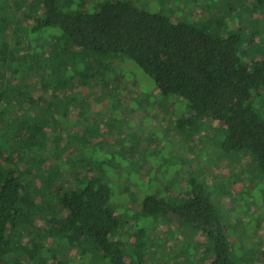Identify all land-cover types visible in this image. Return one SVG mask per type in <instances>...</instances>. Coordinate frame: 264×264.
<instances>
[{
    "label": "trees",
    "instance_id": "trees-1",
    "mask_svg": "<svg viewBox=\"0 0 264 264\" xmlns=\"http://www.w3.org/2000/svg\"><path fill=\"white\" fill-rule=\"evenodd\" d=\"M220 3L217 11L228 9L224 0ZM256 3L262 7L264 0ZM91 4L89 0H0V40L4 41L0 45V264L45 263L42 218L58 226L54 241L62 257L56 250L47 253L57 264H70L65 254L72 248L80 264H148L150 234L159 242L158 252L165 250L163 244H170L172 253L178 238L190 228L204 236L210 260L203 264H249V256L236 260L229 252L221 216L203 183L194 178L191 198L177 197L169 182L167 191L158 189L145 196L141 212L130 215L125 225L118 203L112 201L108 177L95 173L87 178L80 171L89 164L93 137L85 132L88 117L70 104L84 97L102 102L119 96L115 64L118 59H131L152 77L163 100L171 95L187 101L183 108L188 115L177 119L175 126L190 128L184 130L189 135L202 120L220 124L224 127L219 129L221 149L246 150L260 161L264 172V115L253 98L264 89V56L256 58L243 50L253 33L239 29L211 33L208 24L175 19L130 0H103L95 10ZM9 11L15 15L13 22ZM10 48L15 54L11 59ZM21 68L25 83L17 87L35 86L36 95L9 104L6 99H12L16 85L6 77ZM94 84H101L100 93L89 99L84 88ZM73 109L78 122L70 126L63 120ZM161 110L166 111V106ZM12 114H17L13 132H25L18 138L8 128ZM66 143L74 145L68 154L78 169L74 186L43 168L49 157L57 156L58 163H64L57 150ZM115 144L103 147L105 152H116ZM142 217H153L155 226L137 225ZM163 224L169 228L161 242L153 231ZM170 230L182 236L169 238ZM192 260L179 256L173 264H197Z\"/></svg>",
    "mask_w": 264,
    "mask_h": 264
},
{
    "label": "rangeland",
    "instance_id": "rangeland-1",
    "mask_svg": "<svg viewBox=\"0 0 264 264\" xmlns=\"http://www.w3.org/2000/svg\"><path fill=\"white\" fill-rule=\"evenodd\" d=\"M89 1L92 3L91 9L95 10L103 0ZM130 1L136 6L166 13L175 19L200 25L208 24L207 28L211 33L224 34L238 29L245 34L253 33L249 39L251 41H246L243 50L245 54H255L256 58L264 56V5L257 6L256 0H224L228 9L219 11L216 8H219L222 0ZM253 6H256L255 10H252ZM9 15L11 22L15 21V15L11 11ZM209 17L212 18L211 21ZM3 42L0 40V45H3ZM7 54L10 59L12 55L15 56L11 48ZM116 62L115 70L118 72L117 78L121 87L119 96L114 99L106 98L102 102L95 98L92 100L91 96L100 93L101 89V84H94L93 88H84L91 100L84 97L70 104L78 110L82 109L84 117H88L85 132L89 137H93L92 150L88 152L89 164L80 169L83 176L89 178L92 174L103 173L108 177V182L113 188L112 201L118 203V213H122L127 221H124L125 225L130 215L141 212L140 201L145 196L157 192L158 189L165 191V184L168 185L169 182V190L175 191L177 197L191 198V180L194 178L203 183L221 216L227 234L228 249L234 259L244 260L249 256V264H264V172L261 170L260 161L246 150L230 153L223 151L218 141L219 129L224 128L220 124L202 120L186 135L184 130L188 131L190 128L185 126L183 129L174 124L177 119L188 115L183 108L187 101L171 95L166 97L167 100H163L152 77L142 71L135 62L128 58L123 61L118 59ZM21 71L22 68L18 72H9L6 77L10 78V85H16L11 90L12 99H6L9 104L15 105L19 103L20 98L36 95L33 92V89H37L35 86L17 87V84L25 83L20 75ZM27 83L29 84L28 81ZM253 98L256 109L264 115V89L255 93ZM179 100L181 101L178 102ZM171 102H174L173 106L177 108L175 113L170 110ZM165 106L166 111H162ZM74 112V109L69 111L63 122L75 126L78 120ZM16 118L17 114L11 115L8 128L12 137L18 138L25 132H13ZM79 123L84 125L83 121ZM105 138L107 140L104 143L102 141ZM113 141L116 143L113 146L116 152H105L103 147ZM57 144L56 142L54 145ZM61 146L57 151H61L59 157L64 163H58L57 156L49 157L46 158L43 168L51 175H57L60 182L77 185L79 179L75 173L78 169L76 165L71 164L72 156L68 155L73 151L74 145L66 143ZM104 161L110 162L107 165ZM45 214L52 217L49 211H45ZM152 221L155 222L153 217H142L137 225L143 223L148 228L154 227ZM168 228V225L163 224L153 231L161 236V242L166 238ZM41 229L45 234L42 239L45 247L43 256L47 257L44 264H57L56 258L48 257L47 253L56 250L58 258L62 257L54 241L58 226L42 218ZM177 233L178 231L170 230L169 234L173 236L169 235V238L182 236ZM183 235L184 238H178V242L176 241V248L172 253L170 251L173 246L170 244H163L165 250L160 253L159 242L150 234L151 246L146 253L148 264H173L174 259L179 256L189 258L190 261L192 258L196 259L197 264L210 260L202 234L190 228L183 232ZM127 238L134 239L131 235H127ZM65 255L70 264H80L81 259L74 248Z\"/></svg>",
    "mask_w": 264,
    "mask_h": 264
}]
</instances>
